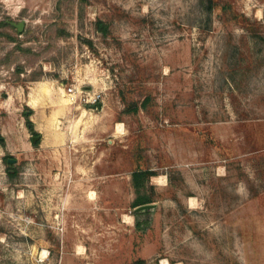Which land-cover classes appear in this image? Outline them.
Wrapping results in <instances>:
<instances>
[{
  "label": "rangeland",
  "instance_id": "374dc122",
  "mask_svg": "<svg viewBox=\"0 0 264 264\" xmlns=\"http://www.w3.org/2000/svg\"><path fill=\"white\" fill-rule=\"evenodd\" d=\"M0 22V264H264V0H0Z\"/></svg>",
  "mask_w": 264,
  "mask_h": 264
},
{
  "label": "trees",
  "instance_id": "16d2710c",
  "mask_svg": "<svg viewBox=\"0 0 264 264\" xmlns=\"http://www.w3.org/2000/svg\"><path fill=\"white\" fill-rule=\"evenodd\" d=\"M208 10L212 9L211 3L207 7ZM3 23V22H0ZM28 113H25L26 116V124L29 128L33 127L32 120L29 119V113L32 112L31 108H28ZM37 143V142H35ZM154 172L149 169H135L131 172V183L135 190V197L132 200L131 207L133 208L132 214L134 215V228L136 232L140 234L146 232L151 227V217L150 213L147 210H139L135 211L134 208L145 203L152 202V197L146 191L147 183L149 181V177L153 175ZM150 210V209H148ZM144 260L142 258H137L131 264H142Z\"/></svg>",
  "mask_w": 264,
  "mask_h": 264
},
{
  "label": "built area",
  "instance_id": "2783aa9c",
  "mask_svg": "<svg viewBox=\"0 0 264 264\" xmlns=\"http://www.w3.org/2000/svg\"><path fill=\"white\" fill-rule=\"evenodd\" d=\"M67 94L72 102H79L86 105H99L101 93L97 90L77 89L68 87Z\"/></svg>",
  "mask_w": 264,
  "mask_h": 264
},
{
  "label": "water",
  "instance_id": "95a60500",
  "mask_svg": "<svg viewBox=\"0 0 264 264\" xmlns=\"http://www.w3.org/2000/svg\"><path fill=\"white\" fill-rule=\"evenodd\" d=\"M16 26L18 31H21L24 27V21L21 20L17 23H12ZM38 138L37 135H33L32 136V140L35 141ZM16 159L15 158H8V162H14ZM154 204L153 203H145V204H141L137 207L134 208L135 211H139V210H148L153 208Z\"/></svg>",
  "mask_w": 264,
  "mask_h": 264
},
{
  "label": "bare ground",
  "instance_id": "6f19581e",
  "mask_svg": "<svg viewBox=\"0 0 264 264\" xmlns=\"http://www.w3.org/2000/svg\"><path fill=\"white\" fill-rule=\"evenodd\" d=\"M35 102H36L35 99H32V100L30 101L32 107L35 106ZM45 254H46V250H43V251H42V255L45 256Z\"/></svg>",
  "mask_w": 264,
  "mask_h": 264
}]
</instances>
